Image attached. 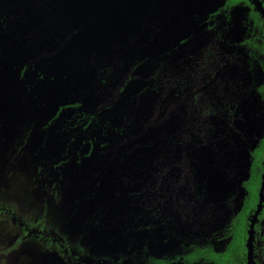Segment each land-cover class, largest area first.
<instances>
[{
    "label": "rangeland",
    "instance_id": "obj_1",
    "mask_svg": "<svg viewBox=\"0 0 264 264\" xmlns=\"http://www.w3.org/2000/svg\"><path fill=\"white\" fill-rule=\"evenodd\" d=\"M94 2L0 0V48L15 60L11 70L0 58V205L28 217L33 231L80 246L85 259L147 263L183 260L197 246L225 249L264 135V19L246 1ZM112 4L133 25L106 34ZM212 11L219 12L209 18ZM235 61L253 76H224L223 62ZM78 98L108 121L96 128L107 149L81 159L82 178L74 174L72 129H59L57 119L46 125L62 102ZM135 150L143 170L132 163ZM144 190L163 206L156 229L136 227L134 218L148 213L126 195ZM42 196L55 212L44 204L37 226ZM7 216L0 212V264H76L57 241L23 234ZM256 228L255 261L264 264V211Z\"/></svg>",
    "mask_w": 264,
    "mask_h": 264
},
{
    "label": "flooded vegetation",
    "instance_id": "obj_2",
    "mask_svg": "<svg viewBox=\"0 0 264 264\" xmlns=\"http://www.w3.org/2000/svg\"><path fill=\"white\" fill-rule=\"evenodd\" d=\"M246 3H252L253 6L255 7V11L261 15V17L264 19V14L261 11L260 7L257 4V0H236V1H230V0H225L224 3V8H231L236 4H241L243 2ZM263 5H264V0H261ZM219 12V11H212L209 12L208 17L211 18V16H213L214 13ZM230 13V12H228ZM6 19V17L4 18ZM3 19V20H4ZM213 22V21H212ZM3 25V21L2 23H0V25ZM227 39V37H226ZM236 41V38H235ZM237 46V50L238 53L241 54V49L239 48V43L236 42L234 43ZM235 52V51H234ZM4 57V66L10 65L11 70H13V64L11 63H15L14 60V54L11 51H7V50H1L0 48V58L3 59ZM240 57V56H239ZM27 63V62H25ZM29 64V63H27ZM30 65V64H29ZM143 66H145L144 64H142ZM1 67L3 66L0 65ZM23 66V65H22ZM21 66V69H22ZM223 67H224V76H225V72H227V74H229V76H232L234 78V81L237 82L240 78H241V82L243 80V76H245L246 78H248V76H253V74L251 75L250 70L247 69H243L242 73L240 71V68H237L236 65V61L233 62L232 64H229L226 66L225 63L223 62ZM255 68V67H254ZM6 70V69H5ZM10 70V71H11ZM27 70V69H26ZM141 81V80H140ZM253 81V78L252 80ZM240 82V84H241ZM31 87L33 90V94L35 92V90L33 89V85L32 83ZM144 83H139V85L137 86L138 89H142L144 88ZM53 87V86H52ZM57 87H54L53 89L56 90ZM241 88V85H239V89ZM32 90H31V94H32ZM263 90V89H262ZM57 91V90H56ZM247 96H252L250 93L246 94ZM25 99H28V95L24 96ZM75 103V106H72V104ZM73 102H66L64 101L63 103H68L70 104V106L68 107H64L63 110L68 111L69 113H72L73 115V119L69 118V119H62V114L63 112L57 114V112L55 114H53V116L50 119H47L46 121H48L49 123H46V125H53L54 124V119H57L58 122V126L60 129V125L62 124L63 126L68 127V129H72V130H68V135L67 136H71L73 137V141L75 142L76 146H79V148L76 150V152L74 151L75 154V158H76V162H75V171L74 174L77 178H82V172H80V166L79 163L84 159H87L88 156H94L98 155V151H100V153H103L107 147H106V143L105 141H103V137H101L99 135V130H97L96 128L98 127H104L105 123H107L108 121L105 122V120L103 121V116L102 114H99L97 111L95 112L94 108H89L87 105L84 107L83 103L85 102V98L82 100V98H78L77 100H74ZM239 101L237 102L238 105ZM66 105V104H65ZM236 105V109L237 108ZM58 110V109H57ZM102 116V117H101ZM239 119V118H238ZM237 121V118L235 119ZM240 122V121H239ZM65 128V127H64ZM86 133V135H85ZM178 135V133L175 134V137ZM263 137L261 138L260 142L254 147V149L261 143ZM172 143H174L173 141H171ZM70 144L65 145L62 148V153H66L69 152V150H67V146H69ZM81 145H84L83 150H81ZM66 147V148H65ZM172 147V146H171ZM170 149V148H169ZM253 149V150H254ZM194 148H190L188 153H190L191 156H195L197 159L200 158V155H195L194 154ZM132 156L135 158L133 160L132 163L136 164V167L143 170L145 168L146 162L145 160H143V157L141 155V150H135L134 152H132ZM252 156H253V151H252ZM93 157V159H95ZM253 159V157H252ZM252 163V162H251ZM261 165L263 166V170H262V179H261V183L260 186L257 188V196L254 199V205L250 208V210L246 213L247 214V225L245 228V235L243 237L237 238L236 234H235V230L233 228V221L235 219V215L236 213L242 208V206L244 205L245 199L249 196L250 194V189L247 183L248 178L244 181V185L246 188V193L244 195L243 198V202L242 205L240 206L239 210L235 212V214L233 215L230 225H229V244L227 245V247L225 249L219 250L216 248H212L210 246H197L196 248H194L193 250L189 251L188 253H186L184 256H182L181 258H184L183 260H167L161 257L156 258L153 262H138L135 259H131V258H125L124 260L119 261L118 259L116 260H106V259H102V260H93V259H85L86 257L81 256L80 253V246L76 247V249H74L70 243H68L66 241V239L62 238L61 236L57 235V236H53V237H49L46 236L44 234L41 233V230L39 228H37L38 230H32L29 226V224H27L26 219L22 220L21 218H19L20 216L16 215V210L14 209V207L10 204L7 205H0V212L1 213H6V215H8L7 217H9L10 219H12L13 221H15L18 225V228L20 229V231L23 234H28V235H41L42 237H44L46 240H53V241H57V243L59 244V246L61 248H63V250L65 252H67V254L70 256L72 263L75 262L76 264H89L86 263V261H90L91 264H249V246H248V241H249V235H250V228H251V222H252V217L254 216V214H257L256 220L254 222V226H253V252H252V264H256L255 261V249H256V231H257V224L259 219L261 218L263 211H264V198L261 201L262 198V184L264 181L263 178V173H264V156L262 158L261 161ZM127 165V164H126ZM74 170V169H73ZM93 173H91L89 176L93 175ZM89 176H87L85 179L89 178ZM89 183L93 184L94 182L91 180ZM97 184V183H95ZM140 186V184H137ZM139 189H142L143 187H138ZM84 193V191H83ZM264 193V191H263ZM126 195H132L135 196L137 198L138 202L140 205L141 203L144 204V207L147 210L148 216L147 215H143L141 218L136 216L134 218L135 222H138V224H136V227H139L140 222H142V225H144L145 227H147L148 229H156V227L158 226L157 223H159L162 219H163V213L162 210L163 206L160 202H155L154 199L152 198V194H146L145 190L144 193H134V194H130L127 193ZM33 197H38V195L34 194ZM90 198V197H89ZM42 200H44V202L42 203V206H40L38 209H36V211L33 213L35 215V217L37 219H35L34 225H38V220L43 223L44 221V216L41 214L42 211H46L44 209V204H48L50 203L51 206V211L54 213L55 209L54 208V204L52 203L50 198H46L45 196L41 197ZM130 199V197H129ZM128 199V200H129ZM87 200H92V199H87ZM139 205V206H140ZM12 206V207H11ZM28 206V205H26ZM31 208L29 207V212L28 214H32L30 213ZM97 216V214H96ZM131 217H133V215H131ZM140 220V221H139ZM44 224V223H43ZM45 226V225H42ZM17 243V241H16ZM79 251V252H78ZM242 256V259H240L239 257Z\"/></svg>",
    "mask_w": 264,
    "mask_h": 264
},
{
    "label": "trees",
    "instance_id": "obj_3",
    "mask_svg": "<svg viewBox=\"0 0 264 264\" xmlns=\"http://www.w3.org/2000/svg\"><path fill=\"white\" fill-rule=\"evenodd\" d=\"M106 1L108 0H104V2ZM230 1H236V0H230ZM96 2H99V5H100L103 2V0H95L94 3ZM88 8L90 7L88 6ZM107 9H108L109 16H106V19H103L104 22L107 24L105 28L106 30L104 31L106 34L109 31L116 32L119 30L121 31L126 30L129 26L133 25V22L131 23L128 20L127 11L122 7V5L112 4L108 6ZM81 12L87 15V11L84 9L83 5H81ZM4 14L5 12H2V8L0 6V23H2L3 19L5 18ZM28 66L29 64L23 63L21 71L25 73L26 69H28ZM29 91L30 89L28 90L27 95L29 94ZM67 105L70 106V104L62 102L59 105L58 110L56 111L57 114L62 112L65 106L68 107ZM72 106H75V103L72 104ZM263 156H264V138L262 139L261 143L253 150V159H252L251 168H250V175L247 180V183L250 189V194L245 199V202L242 208L236 213L235 219L233 221V228L235 230V234L237 238L243 237L245 235V228L247 225V214L246 213L254 205V199L257 196V188L260 186L261 179H262L263 166L261 165L262 164L261 161H262Z\"/></svg>",
    "mask_w": 264,
    "mask_h": 264
},
{
    "label": "water",
    "instance_id": "obj_4",
    "mask_svg": "<svg viewBox=\"0 0 264 264\" xmlns=\"http://www.w3.org/2000/svg\"><path fill=\"white\" fill-rule=\"evenodd\" d=\"M257 4H258V6L260 7L261 11L264 14V5H263L262 1L261 0H257ZM263 178H264V173H263ZM263 191H264V181H263V184H262V198H261V201L264 198ZM256 217H257V214H254V216L252 217L251 228L249 230V232H250V235H249V238H248L249 239V241H248V246H249V259H250L249 264H252V261H253L252 260L253 238H254V236H253V226H254V222L256 220ZM86 263L91 264L90 261H86Z\"/></svg>",
    "mask_w": 264,
    "mask_h": 264
}]
</instances>
